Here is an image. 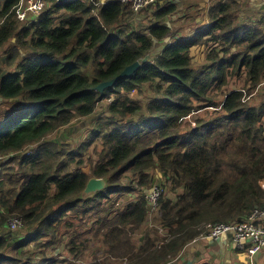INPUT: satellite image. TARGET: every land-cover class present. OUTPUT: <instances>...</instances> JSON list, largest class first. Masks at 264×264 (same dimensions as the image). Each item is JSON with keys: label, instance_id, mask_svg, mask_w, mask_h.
<instances>
[{"label": "trees", "instance_id": "16d2710c", "mask_svg": "<svg viewBox=\"0 0 264 264\" xmlns=\"http://www.w3.org/2000/svg\"><path fill=\"white\" fill-rule=\"evenodd\" d=\"M20 1L0 0V264H169L264 209V16L216 0L198 29L170 25L171 0H45L28 23Z\"/></svg>", "mask_w": 264, "mask_h": 264}, {"label": "crops", "instance_id": "0c3cea01", "mask_svg": "<svg viewBox=\"0 0 264 264\" xmlns=\"http://www.w3.org/2000/svg\"><path fill=\"white\" fill-rule=\"evenodd\" d=\"M164 1L167 0H163V3ZM214 1L216 0H213V2ZM170 2L178 4L175 13L176 15H171L168 19L170 25L174 26V24L177 23L176 26H179L190 18L191 25H195L198 29H203L209 24L208 11L211 8L212 3L205 8V4H208L209 0H203L202 2L197 3L194 2V0H171ZM241 5V12L244 16L253 20L263 18L264 3L262 1L241 0ZM200 13L202 14L200 15ZM178 15H180V18L177 19ZM179 19H181L180 22ZM184 249L183 259L179 264H185L188 261L195 262L194 264H240L242 259V255L234 251L229 236H224L215 240L198 241L188 245ZM249 263L264 264V258H260V261L258 262L255 257H252L249 259ZM243 264H248V262L243 261Z\"/></svg>", "mask_w": 264, "mask_h": 264}, {"label": "built area", "instance_id": "2783aa9c", "mask_svg": "<svg viewBox=\"0 0 264 264\" xmlns=\"http://www.w3.org/2000/svg\"><path fill=\"white\" fill-rule=\"evenodd\" d=\"M158 0H122L124 3L131 4L135 13H139L145 7L157 3ZM264 3V0H260ZM45 0H21L16 6L15 12L19 20H25L30 13L43 11ZM2 157H0V163ZM155 192L151 200L158 197ZM9 230H18L22 228V222L18 218H11L7 223ZM206 237L218 239L223 236H230L232 243L242 252L251 256L264 252V209H256L251 216L241 222L235 224H218L206 226Z\"/></svg>", "mask_w": 264, "mask_h": 264}, {"label": "rangeland", "instance_id": "374dc122", "mask_svg": "<svg viewBox=\"0 0 264 264\" xmlns=\"http://www.w3.org/2000/svg\"><path fill=\"white\" fill-rule=\"evenodd\" d=\"M203 0H194V2H202ZM211 3H213V0H209V3L208 4H205V8L207 7V6H209V4H211ZM203 12H205V11H203ZM206 13V12H205ZM239 13L241 14V11L239 10ZM43 14V12H42V10L41 11H39V12H37V13H30L29 14V17H30V19H31V21H29L28 23H30V22H32V21H36V20H38V18L41 16ZM176 15V14H175ZM178 18H180V15H178V17H177V19ZM19 20V19H18ZM26 20V19H25ZM25 20H20L21 22H24ZM178 22V21H177ZM8 49V47H6V48H4V49H2V50H0V55H3L4 54V52H5V50H7ZM145 91H146V89H145ZM258 94L259 93H257V91H254V97L255 98H250V101H252V102H255V106H258L259 104H261V102L262 101H260L261 99H259V100H257L256 98L258 97ZM134 98H137V99H140V100H145L146 98H148V96H149V94L147 93V92H144V93H139V92H135L133 95H132ZM112 97V96H111ZM257 100V101H256ZM110 101V98H108L106 101H104V103H106L107 104V102H109ZM101 111V110H100ZM81 124H82V122H80V124L78 125V127L76 128V130H72V128H71V130H72V134H73V136H70V137H68V139H66V137L65 136H63L62 134L59 136V139H60V142H71L72 140V142L73 143H75V144H81L86 138H87V135H88V133L90 132V130H91V120H87V121H84V124H83V126H81ZM70 132V131H69ZM71 135V134H70ZM74 138V139H73ZM157 192V191H156ZM160 192V191H159ZM159 192H157V193H159ZM159 196V195H158ZM78 224V223H77ZM81 230H82V226H81V228H80ZM88 238H90V237H88ZM93 240V239H92ZM51 254H53V252L52 253H50V254H48V256H51ZM63 254H65V252L63 251ZM260 258L261 259H263L264 258V253H262L261 255H260ZM236 262H237V260H236ZM236 264H238V263H236Z\"/></svg>", "mask_w": 264, "mask_h": 264}, {"label": "water", "instance_id": "95a60500", "mask_svg": "<svg viewBox=\"0 0 264 264\" xmlns=\"http://www.w3.org/2000/svg\"><path fill=\"white\" fill-rule=\"evenodd\" d=\"M149 58H150L149 56H146L141 61H136L135 63L129 65L116 78H114V79H112L110 81L101 83L97 87V90L103 92L106 89L114 87L121 80L133 77L135 72L138 71L142 67V65L149 60ZM66 131H68V130H66ZM106 187H107V183H106V181L104 179H102V178H92L87 183V186H86V188H85V190L83 192V197L87 198V197H89L91 195L97 194L98 192H102L103 190L106 189ZM255 258L257 260H259V257L256 256ZM181 260H182V256H180L179 259L176 262H174L173 264H178ZM185 264H194V262L188 261Z\"/></svg>", "mask_w": 264, "mask_h": 264}, {"label": "clouds", "instance_id": "9594fccd", "mask_svg": "<svg viewBox=\"0 0 264 264\" xmlns=\"http://www.w3.org/2000/svg\"><path fill=\"white\" fill-rule=\"evenodd\" d=\"M263 188H264V183H263ZM207 226V225H206ZM206 226H205V232L198 238V240H196V241H194L193 243H195V242H198V241H206V240H215V239H211V238H205L206 237V234H207V232H206ZM224 237V236H223ZM230 237V236H229ZM221 238V237H220ZM219 239V238H218ZM230 241H231V243H232V240H231V237H230ZM232 245H233V247L237 250V251H240V250H238L237 248H236V246L232 243ZM184 251H185V249L183 250V252L180 254V256H182V259H183V254H184ZM240 252H242V251H240ZM262 253H264V252H262ZM262 253H260V254H258V255H254V257H259V260H258V262L260 261V255L262 254ZM179 256V257H180ZM179 257L175 260V261H173V262H170L169 264H173L174 262H176L178 259H179ZM182 261V260H181ZM180 261V262H181ZM195 263V262H194ZM179 264V263H178ZM201 264H206V263H201ZM258 264V263H257Z\"/></svg>", "mask_w": 264, "mask_h": 264}, {"label": "bare ground", "instance_id": "6f19581e", "mask_svg": "<svg viewBox=\"0 0 264 264\" xmlns=\"http://www.w3.org/2000/svg\"><path fill=\"white\" fill-rule=\"evenodd\" d=\"M9 121H10V120H9ZM11 121H12V120H11ZM9 123H10V122H9ZM10 124H11V123H10ZM12 125H13V124H12ZM13 127H14V125H13ZM13 127H12V128H13ZM15 127H16V126H15Z\"/></svg>", "mask_w": 264, "mask_h": 264}]
</instances>
